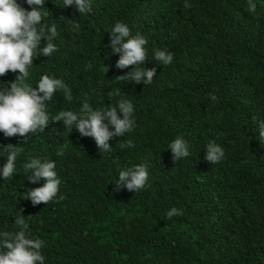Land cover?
I'll list each match as a JSON object with an SVG mask.
<instances>
[{
    "label": "trees",
    "instance_id": "16d2710c",
    "mask_svg": "<svg viewBox=\"0 0 264 264\" xmlns=\"http://www.w3.org/2000/svg\"><path fill=\"white\" fill-rule=\"evenodd\" d=\"M185 2L92 0V11L81 14L64 8L63 0H45L43 23L57 26L58 51L37 56L26 82L35 87L48 74L62 79L73 97L69 102L58 90L46 102L50 116L79 112L85 99L93 109L127 99L135 120L133 131L108 141V152L75 125L70 132L63 121L50 120L21 145L13 176L0 177V231L18 230L22 210L29 238L44 241L45 264H264L258 127L264 121V0H253L254 12L248 0H187L190 8ZM70 20L79 22V32ZM117 21L147 39L148 60L140 67H157L150 85L116 79L135 70L117 68L121 53L105 47ZM45 43L42 38L40 46ZM155 48L172 53V63L157 65ZM16 75L0 76V91ZM117 88L120 95H109ZM177 137L188 142L190 155L174 164L168 145ZM127 140L134 147L122 148ZM22 141L0 132V146ZM210 141L225 151L214 165L204 159ZM35 157L55 161L61 179L47 205L24 199L44 183H29L24 173L23 164ZM6 158L0 148V168ZM141 163L148 165L147 186L117 190L119 172ZM172 207L182 215L168 219Z\"/></svg>",
    "mask_w": 264,
    "mask_h": 264
},
{
    "label": "clouds",
    "instance_id": "9594fccd",
    "mask_svg": "<svg viewBox=\"0 0 264 264\" xmlns=\"http://www.w3.org/2000/svg\"><path fill=\"white\" fill-rule=\"evenodd\" d=\"M31 10H27L18 0H0V76L7 75L10 71L17 73L14 81L8 83V87L0 91V132L5 138L14 136L23 137V141L17 145L7 144L0 146L7 152L6 162L0 168V177L4 180L12 177L16 172V161L24 151L21 145L27 144L32 135L38 131L43 132L49 121H63L66 130H72L73 126L83 137H92L99 150L111 151L108 141L114 137H123L125 133L135 128L133 117L134 105L130 100L121 99L115 107L96 108L84 100L79 112L61 110L55 116H50L46 102L52 100L58 90H62L65 99L72 101V92L69 86L59 78L44 74L40 77L37 86L33 87L26 81L30 78L29 69L34 59L43 55L51 57L58 51L53 42L57 37V26L43 23L48 15L45 11V0H25ZM74 6L78 13L92 11V0H63V7ZM185 8L191 5L184 4ZM256 4L248 0L247 10L254 12ZM72 30L79 32L80 24L77 20H70ZM110 47L112 53H121L116 67L123 69L135 65V70L127 75L119 76V80H131L135 83L143 81L144 85H150L157 75V67H140L148 60V50L145 47L147 39L140 33L132 34L130 28L123 22L117 21L109 31ZM42 38L46 41L41 47ZM173 54L166 49H153V59L157 65H169L173 61ZM91 67V64L87 66ZM108 70V69H107ZM121 89L112 90L109 95H120ZM87 96V94H85ZM213 102L217 101L215 93L209 94ZM253 122L256 117H252ZM259 136L264 137V121L258 124ZM121 147H134L131 140H127ZM189 144L183 137H177L169 143L172 162L175 164L182 158L190 155ZM58 155H62L58 151ZM225 156L223 147L215 141H210L206 146L205 161L211 164L219 163ZM24 173L29 183L43 180L42 187L29 188L24 193V199L30 200L33 205L49 204L58 195L61 179L56 171L55 161L47 158L35 157L23 164ZM149 179L148 165L137 164L119 172L116 182L117 190L120 185H126L129 191H139L147 186ZM63 199V196H60ZM19 214L15 219L18 230L0 231V264H45L42 254L44 241L31 239L27 234L28 224L25 216ZM182 215V212L172 207L166 212V217Z\"/></svg>",
    "mask_w": 264,
    "mask_h": 264
}]
</instances>
